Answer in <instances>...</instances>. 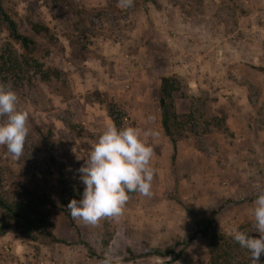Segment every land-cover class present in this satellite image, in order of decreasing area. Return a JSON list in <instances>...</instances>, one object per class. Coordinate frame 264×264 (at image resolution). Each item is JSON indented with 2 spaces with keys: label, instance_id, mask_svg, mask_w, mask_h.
<instances>
[{
  "label": "rangeland",
  "instance_id": "rangeland-1",
  "mask_svg": "<svg viewBox=\"0 0 264 264\" xmlns=\"http://www.w3.org/2000/svg\"><path fill=\"white\" fill-rule=\"evenodd\" d=\"M0 2L34 42L24 52L0 28V84L18 95L30 124L20 160L0 146V198L33 222L0 210V264H100L109 255L122 264H207L210 233L202 239L196 220L223 206L215 231L254 224L250 209L264 191V0H134L127 9L119 0ZM203 60L205 73L197 71ZM181 65L182 75L168 76L184 96L172 97L173 112H188L180 100L206 99L224 114L227 133L197 129L179 140L171 163L157 80L163 66ZM193 82L198 91L191 93ZM109 113L118 129L136 127L154 147L152 196L133 193L118 221L97 226L70 215L71 227L62 201L82 198L78 169L113 123ZM148 249L181 254L174 262L142 257Z\"/></svg>",
  "mask_w": 264,
  "mask_h": 264
},
{
  "label": "clouds",
  "instance_id": "clouds-1",
  "mask_svg": "<svg viewBox=\"0 0 264 264\" xmlns=\"http://www.w3.org/2000/svg\"><path fill=\"white\" fill-rule=\"evenodd\" d=\"M133 3L134 0H119L123 9L132 7ZM18 105V95L0 84V118H6L0 122V146L6 147L16 161L24 156L30 133L29 113ZM154 156V147L141 139L140 129L133 126L118 129L115 123L109 124L92 145L85 164L78 169L84 190L79 201L71 199L67 204L71 217L92 226L105 219L118 221L131 193L151 197ZM250 215L259 238L239 230V226L233 227L229 235L249 252L251 264H260L264 254V191L255 199ZM100 264H122V260L109 255Z\"/></svg>",
  "mask_w": 264,
  "mask_h": 264
},
{
  "label": "trees",
  "instance_id": "trees-1",
  "mask_svg": "<svg viewBox=\"0 0 264 264\" xmlns=\"http://www.w3.org/2000/svg\"><path fill=\"white\" fill-rule=\"evenodd\" d=\"M2 26L5 27L9 39L18 44L24 52L32 51L34 42L29 37L23 36L18 32L15 23L4 12L0 2V28ZM180 88V81L176 78L162 77L159 79L156 96L160 117V128L164 137L168 140L171 148V163L175 159L176 143L185 138L187 135L194 137L197 133V129H200L201 131L213 130L221 133H227L224 114L220 111H211L209 108V102L211 101L206 99L199 100L191 98V103L187 113L177 115L173 112L172 97L175 94H178L180 98L184 97L180 92ZM108 115L111 121L117 125L115 116L112 113H109ZM43 141L46 145L47 151L49 152L51 150V143L48 139H46V137H43ZM57 181L61 189H63L62 187L64 186V183L60 175L57 177ZM132 194L133 193H131L130 196ZM43 202H45V200H43ZM67 204L68 203L62 201V205L64 206L62 212L69 226L74 227ZM17 206L18 205H7L0 198V210H2L5 214L16 217L17 220L23 224L32 227L33 222L31 221L29 214L26 213L27 211L24 213L22 212V207ZM222 207L223 206H220L218 211H220ZM218 211H211L205 216V218L196 220L200 227L197 233L202 239L208 238V233H210L206 246V263L251 264L250 254L246 249L241 248L238 243L234 242L229 234L225 235L214 230V221ZM239 230L247 232L253 238H259V234L254 231L253 224L239 226ZM47 237L53 243L67 245L65 241L58 240L50 234H48ZM192 239L193 238H189L188 240ZM79 244L90 252V248L86 243L79 241ZM180 254L181 250L176 252H173L172 250L162 252L158 249H148V252L142 254V257L155 256L165 258L171 256L172 262H174L179 258ZM260 264H264V254L260 257Z\"/></svg>",
  "mask_w": 264,
  "mask_h": 264
},
{
  "label": "crops",
  "instance_id": "crops-1",
  "mask_svg": "<svg viewBox=\"0 0 264 264\" xmlns=\"http://www.w3.org/2000/svg\"><path fill=\"white\" fill-rule=\"evenodd\" d=\"M202 57V56H201ZM205 57H206V55H205ZM204 63V64H203ZM200 64H203L202 65V67L199 69V70H197V71H200L201 73H205L206 72V69L208 68V63H207V61L205 62V60H203ZM189 65H191V64H188V66H185V67H187V70H192V72L194 71V69H195V65L194 66H189ZM183 66L181 65L179 68L177 67V68H175L174 70L172 69V70H168L165 66H163V75H161V76H159V78H158V80H157V83L159 82V79L160 78H162V77H168L169 75H171V74H176V75H182V73H183ZM193 74V73H192ZM195 82V81H194ZM192 83V85H190V87H192L191 88V90H190V92L192 93V92H194V91H198L197 89V85L198 84H196V83ZM156 87H157V85H156ZM182 102H184V101H182V100H180L179 101V103L181 104V106H182V108H183V110L185 109V111L186 110H188V107H189V104H184V103H182ZM228 118H229V116L227 117V121H228ZM228 123V122H227ZM179 143H180V141L179 142H177L176 143V152H175V157H176V155H177V153H178V145H179ZM170 151H171V148H170Z\"/></svg>",
  "mask_w": 264,
  "mask_h": 264
}]
</instances>
